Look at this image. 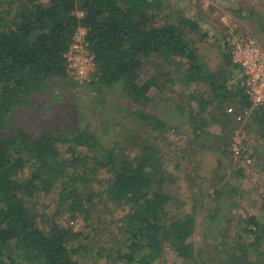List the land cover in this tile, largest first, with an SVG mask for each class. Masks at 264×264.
Masks as SVG:
<instances>
[{
  "label": "trees",
  "instance_id": "16d2710c",
  "mask_svg": "<svg viewBox=\"0 0 264 264\" xmlns=\"http://www.w3.org/2000/svg\"><path fill=\"white\" fill-rule=\"evenodd\" d=\"M233 1L225 4L227 10L251 29L258 10L235 9ZM166 9L165 0H0V264H82L80 257L88 253L125 264H153L167 245L192 264H210L194 242L197 229L222 239L215 249L222 262L216 264H261V253L256 260L235 258L234 250L250 245L234 247L218 231L225 221L222 211L198 223L194 212L174 215L168 209L173 176L159 147L140 132L118 130L119 123L111 124L108 117L93 130L84 118L80 126L33 127L31 113L41 106L37 98L58 103L71 88L83 87L101 94L118 91L136 124L163 133L172 125L158 108L174 104L167 86L182 81L196 84L195 90L204 83L211 92V98L200 94L195 110L176 101L177 114L187 115L191 129L205 132V114L212 108L221 115L214 119L226 126L257 117L264 137V107L242 122L227 110L233 106L241 112L251 102L240 76L228 83L242 69L224 36L227 73L211 70L199 46L189 41L188 35L201 31L199 19L181 8L175 18ZM260 15L264 23V11ZM80 30L95 63L90 80L77 79L68 69L66 54L78 43ZM252 31L262 43L260 31ZM149 63L163 72L161 78L151 69L143 73ZM154 89L161 95H151ZM175 122V128L182 125ZM130 145L138 150L127 152ZM235 163L239 171L255 166ZM194 208L203 207L196 202ZM117 209L124 215L110 220ZM62 216L82 218L85 229L63 224ZM112 224L120 225V232L109 231V238ZM246 224L243 231L259 244L262 222L249 216Z\"/></svg>",
  "mask_w": 264,
  "mask_h": 264
},
{
  "label": "rangeland",
  "instance_id": "374dc122",
  "mask_svg": "<svg viewBox=\"0 0 264 264\" xmlns=\"http://www.w3.org/2000/svg\"><path fill=\"white\" fill-rule=\"evenodd\" d=\"M165 1L166 10L173 17L178 16L176 8H181L199 19L201 31L188 35L189 41L199 46L200 53L204 56V61L211 70L227 73V69H224L226 67H223L224 57L222 53L225 44L222 38L223 28L214 16L215 8L204 7V2L198 0ZM235 2H237L235 9H248V6H253L258 10L257 21L250 23V25L253 24V26L251 25L252 30L260 31V35H262L260 38L264 46V23L258 19L261 17V11H264V0H234L233 3L235 4ZM239 2L243 5L240 6ZM245 11L247 10L245 9L244 13ZM158 20H160L159 17ZM239 21L242 25L249 27L243 17ZM81 34H85L83 30H81ZM157 68L155 64H146L143 73L151 69L161 78L163 72ZM234 74V78L228 83L234 84L239 78L240 74ZM198 86V89L195 90L196 84L186 85L182 81L167 86V90L172 93L174 104L166 103L163 104V107L158 108L171 120H169V124L172 127L170 126V129L163 133L153 131L150 128L144 130L143 124H136L129 112L125 110V103L127 102L119 96L118 91L104 90L101 94L96 90H86L83 87L71 88L64 94L63 100L58 103H49L45 99L46 97L37 98V105L40 104L41 106L39 110L31 113L32 121H36L33 122V127L47 125L49 128L57 129L71 124L80 126L81 124L85 125L84 118L93 130L100 125L104 117H108L111 124L119 123L118 130L133 129L138 133L140 132L142 137L150 139L156 147H159L163 160L166 161L168 170L173 176L174 182L171 189L174 198L169 202L168 209L174 215L194 212L198 223L207 214L218 210L222 211L225 221L221 224V230H217L224 231L225 239L234 241V247H237L236 244L238 243L244 244L245 247L250 245L246 250L238 248L234 250L236 252L235 258L244 261L250 260L249 257L252 256L256 260L258 259L257 253H261V264H264V238L259 244H253L254 234L243 231L247 226L246 219L249 216H256L264 227V137L261 134V125L256 119L257 117L251 115L242 125L238 124L237 126L236 123L231 122L226 126L222 122L223 119L219 118V121L214 119L221 116L219 111L209 108L205 114L208 120L205 132L191 129L187 115L180 118L174 107L178 101L182 102L187 110H195L198 109L200 94L211 98V92L209 88L204 86V83ZM157 93L158 91L154 89L151 95ZM158 94L161 95V93ZM99 95L102 96L100 101ZM192 95L196 98H193ZM177 118L179 119L177 120ZM179 121L182 122V125L179 128L173 127L174 122L179 123ZM235 130L246 133V138H249V150L253 155V164L255 163V166H249L244 170L240 169V171L231 153V146H229ZM125 149L129 153L138 150L135 145H130L128 149ZM211 200H214L213 203H210ZM196 202H199L203 208H196L195 210ZM123 215L124 210L117 209L108 218L118 220ZM61 222L65 225H71L75 230L85 229V222L80 217L70 220L67 216H62ZM119 226L110 225L106 231V236L109 237V231L118 234L120 232ZM199 230L195 231L194 242L203 250L204 259L210 264L222 262L220 255L215 251L218 245L220 246L219 249L222 247L220 244L222 239H212L209 232L200 233ZM116 240L109 241L108 245H114ZM80 260L82 264H125L110 259H97L89 253L85 256L82 255ZM153 264H192V262L178 256L176 251L167 245L162 256ZM227 264H232V262L229 261Z\"/></svg>",
  "mask_w": 264,
  "mask_h": 264
},
{
  "label": "built area",
  "instance_id": "2783aa9c",
  "mask_svg": "<svg viewBox=\"0 0 264 264\" xmlns=\"http://www.w3.org/2000/svg\"><path fill=\"white\" fill-rule=\"evenodd\" d=\"M198 1L204 2V7L215 8L214 16L223 28V36L230 47L232 60L242 69L241 85L246 90L251 106L241 112H236L233 106L227 108L237 121L242 122L253 111L264 107V46L249 27L241 26L227 10L225 4L232 0ZM76 40L78 43L66 54L68 69L77 79L90 80L95 71V63L81 30L77 33ZM79 68H86V74L82 75L78 71ZM231 151L241 165L247 167L253 163L245 132L235 130L231 140Z\"/></svg>",
  "mask_w": 264,
  "mask_h": 264
},
{
  "label": "clouds",
  "instance_id": "9594fccd",
  "mask_svg": "<svg viewBox=\"0 0 264 264\" xmlns=\"http://www.w3.org/2000/svg\"><path fill=\"white\" fill-rule=\"evenodd\" d=\"M78 71L83 75L86 74V68H79Z\"/></svg>",
  "mask_w": 264,
  "mask_h": 264
}]
</instances>
